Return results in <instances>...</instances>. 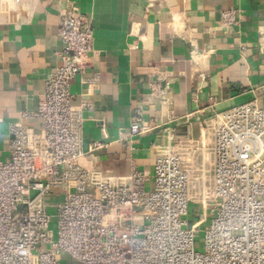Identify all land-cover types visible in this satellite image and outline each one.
<instances>
[{
  "label": "built area",
  "instance_id": "obj_1",
  "mask_svg": "<svg viewBox=\"0 0 264 264\" xmlns=\"http://www.w3.org/2000/svg\"><path fill=\"white\" fill-rule=\"evenodd\" d=\"M219 22L236 23L235 11ZM58 34L63 63L46 77L34 113L43 134L12 124L0 159V264H62L63 256L80 264H264V103L214 113L198 139L167 131L151 175L84 169L79 127L90 105H74L69 86L89 63L93 30L84 15L64 13ZM140 122L130 136L150 131Z\"/></svg>",
  "mask_w": 264,
  "mask_h": 264
},
{
  "label": "crops",
  "instance_id": "obj_2",
  "mask_svg": "<svg viewBox=\"0 0 264 264\" xmlns=\"http://www.w3.org/2000/svg\"><path fill=\"white\" fill-rule=\"evenodd\" d=\"M226 10L236 23L219 22ZM64 13L93 30L89 63L69 86L74 105H90L79 127L84 169L151 175L167 131L198 139L214 113L264 103V0H0V159L12 124L43 134L34 113L63 63ZM137 117L151 129L130 136ZM94 142L103 145L91 151Z\"/></svg>",
  "mask_w": 264,
  "mask_h": 264
},
{
  "label": "rangeland",
  "instance_id": "obj_3",
  "mask_svg": "<svg viewBox=\"0 0 264 264\" xmlns=\"http://www.w3.org/2000/svg\"><path fill=\"white\" fill-rule=\"evenodd\" d=\"M47 201L50 202V203H53L55 204L56 202H59L60 200L57 199V198H54L53 195H50V196H47ZM198 211V207L196 206H190L189 207V214H188V220H191L193 219V217L195 216V214L197 213ZM48 212L49 214L52 215V223L50 225L51 228H53L55 226V220H56V209L52 206H50L48 208ZM206 224H203L200 228V232L196 235V238H195V248L196 250L198 251H202L203 250V237H204V233H203V229L205 227ZM64 259H62V264H80V263H77L73 260H70L68 258H66L65 256H63ZM65 261V262H64Z\"/></svg>",
  "mask_w": 264,
  "mask_h": 264
}]
</instances>
